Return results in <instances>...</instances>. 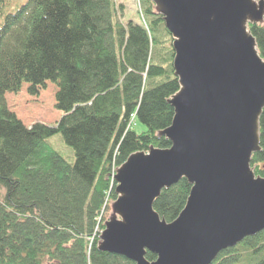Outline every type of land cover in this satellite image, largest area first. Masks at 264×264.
Listing matches in <instances>:
<instances>
[{
    "label": "trees",
    "instance_id": "16d2710c",
    "mask_svg": "<svg viewBox=\"0 0 264 264\" xmlns=\"http://www.w3.org/2000/svg\"><path fill=\"white\" fill-rule=\"evenodd\" d=\"M141 1L143 24L114 22L112 0H27L0 21V264H134L97 250L101 215L115 199L114 169L133 152L169 147L156 134L170 124L167 99L179 88L170 34ZM248 27L264 58V24ZM15 29L13 45L4 43ZM47 85L60 117L26 127L6 95L26 86L37 96ZM130 116L145 129L128 127ZM259 122L250 165L264 177V109ZM56 134L72 148V164L47 143ZM190 187L181 179L163 189L154 210L173 221ZM211 264H264V230Z\"/></svg>",
    "mask_w": 264,
    "mask_h": 264
},
{
    "label": "water",
    "instance_id": "95a60500",
    "mask_svg": "<svg viewBox=\"0 0 264 264\" xmlns=\"http://www.w3.org/2000/svg\"><path fill=\"white\" fill-rule=\"evenodd\" d=\"M171 37L178 90L167 103V148L131 153L114 169L115 199L96 248L134 264H211L264 230L260 150L264 58L248 25L264 24V0H149ZM191 186L178 216L153 208L163 189ZM146 252L156 258L148 261Z\"/></svg>",
    "mask_w": 264,
    "mask_h": 264
},
{
    "label": "rangeland",
    "instance_id": "374dc122",
    "mask_svg": "<svg viewBox=\"0 0 264 264\" xmlns=\"http://www.w3.org/2000/svg\"><path fill=\"white\" fill-rule=\"evenodd\" d=\"M27 0H0V21L4 15L13 12L17 7L24 4ZM114 4V16L112 20L119 23H126L127 20L144 23L145 19L143 11L145 5L141 0H112ZM153 8V4L151 3ZM19 30H13L10 35L6 37L4 43L13 45L16 35ZM53 87L47 85L46 89L41 90L37 96H30L26 93V86H23L21 91L17 94H7L6 101L9 108L15 112L17 117H20L25 123L26 127L32 124L41 123L47 126H55L60 114L53 109ZM128 127H133L137 133H140L145 128L140 125L133 116H130ZM50 147L62 156L68 163H73L75 160L72 148L65 144L60 134L53 135L47 139ZM261 165V164H260ZM258 165V166H260ZM255 170V165H250ZM0 193L2 191L0 190ZM114 199H108L106 206L102 212L101 218L103 222L111 213L110 204ZM102 222V223H103ZM260 233V232H259Z\"/></svg>",
    "mask_w": 264,
    "mask_h": 264
}]
</instances>
